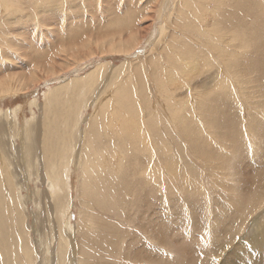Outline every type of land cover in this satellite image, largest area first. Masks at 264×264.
Returning <instances> with one entry per match:
<instances>
[{
  "label": "bare ground",
  "instance_id": "bare-ground-1",
  "mask_svg": "<svg viewBox=\"0 0 264 264\" xmlns=\"http://www.w3.org/2000/svg\"><path fill=\"white\" fill-rule=\"evenodd\" d=\"M204 1L208 0H184L187 4V6H184L182 0H178L176 9L174 6L167 18H164L165 14L163 13L164 4L167 0H152L150 3L152 5L150 10L152 11L149 13L148 11L146 13L145 9L142 12L134 10L139 7L134 4L136 7L132 5L135 7L133 11H130V9L126 11L128 13L123 18L118 17V15L124 12H118L116 17L109 16L107 6L101 4V20L103 22L109 21L111 28L118 31L111 34L108 42L101 43V55L118 54L124 56L132 54L145 43L148 36H144L142 31L146 21L145 16L152 17L151 30L158 19V24L162 20L161 37L165 33L164 23L171 16H174L184 32L180 34L182 38L177 37L173 40V43L167 37L169 42L167 45L171 47L173 44V51L168 49H163V51L165 53L167 51V57L165 58L168 61V67L165 69V74L168 82L175 89L180 88L179 84H176L181 81L180 73L187 75L190 72L188 74L189 79H193V68L200 73L201 68L204 69L207 65H211L207 53L201 48L204 46L205 49L213 48L216 50L212 42L215 38L205 39L207 47L198 38L202 37L203 34V28L199 25V20L203 21L204 27L208 26L207 20L204 18L205 14L201 15ZM212 1V7L219 12V14L212 17L215 32H221L225 29V26L232 27L231 29L238 28L239 25H244L246 21H253L252 19L264 23V7L259 2L253 0H245V2H242V0ZM232 3L238 4L239 10L232 12L234 16L231 13L223 16L220 13L222 8L227 5L230 10ZM18 5L21 7H18ZM122 5V8H127V5ZM137 5H139V2ZM1 6L5 7L4 13L13 10L12 12L15 13L16 17L7 27L3 24L2 20L4 18L0 21V29L3 28L2 35L4 36L2 39L5 40L2 42L0 38V43L5 42V45H7L6 49L0 51V102L5 101L6 98H17L20 94H25L31 87L36 85L32 82L44 78V75L49 76L45 80L47 83L56 77L64 76L60 72L63 73L65 70H67V73L74 70L78 72L79 67L84 65L83 63L88 57L85 54L86 41H79L83 37L78 35L82 26L75 28V25L87 22L85 14L79 15L80 10L77 11V9L82 11L85 6H88V4H85V0H0ZM8 15L10 16V14ZM2 17L0 16V18ZM256 21L253 22L258 27ZM178 23L176 26H179ZM82 25L84 26V24ZM222 25L224 28H219ZM8 27L14 28L10 29ZM145 30L144 32H148ZM174 33H177L176 28H174ZM234 38L237 41L240 37L237 33H234ZM25 43H27V46ZM49 44L57 46L56 53H51ZM243 45L242 42L240 47L243 48ZM1 48L3 49V47ZM240 57L244 58L245 53H242ZM83 60L84 62H82ZM155 62L153 61V64ZM126 64L123 62L121 67L123 68ZM253 66L261 75L260 78H257L258 84H260L264 81V44L261 53L253 61ZM28 67L32 68L28 69ZM121 67L115 68L110 63L107 65L101 64L86 73V75L74 76L55 89H49L48 92L44 93L43 103H38L35 100L31 104V110L33 111L34 107L38 108L41 117H37L36 112H32L34 117L25 121L22 127L17 119L20 107L6 111L0 110V264H34L33 249L21 246L22 241L18 234L16 210L21 205L23 208H20L19 211L29 216V203L35 202V205L39 207L40 200L46 208L45 217L51 233L47 234L46 237H42L37 244L38 247L41 246L48 253L49 258H52V264H55V261L57 264H150V254L152 253V247L155 246H150V244L159 242L162 247L169 244H167L166 235L163 232L164 239L159 240L157 231L162 225H165L168 217L162 214L159 215L156 222L153 219L155 215L153 213H155L156 208H158L157 205L161 202H156L155 200L159 199H156L150 193L154 188L151 185L150 171L146 168L147 159L150 157L148 155L149 150L147 148L142 150L139 144V136H144L145 133L148 135V129L144 121H142V126L139 125L138 133L132 136V127L135 124L132 123L129 116L137 117L139 115V105L136 102L137 95H131V92L127 89H122L120 92L116 89L107 95L108 102L87 123V129L83 128L85 112L87 111H85L86 106L95 107L94 102L97 98L109 91V89H98L99 87L96 84H99L102 80L106 70L110 69L104 84L108 85L110 81L111 86V81L123 72H121ZM13 69H23L31 75V78L26 81V74L9 72ZM229 69L234 72V66L229 67ZM233 80L232 77L229 83L224 84L230 95V89L235 95L231 82ZM15 83L17 85L14 86ZM204 83H206L205 80ZM214 88L215 86L211 90L212 92H208L212 96V101L210 100L211 103L208 105L205 104V108L214 109L219 104L218 101L222 102L224 99L223 96L221 97L222 101L220 100L216 88ZM206 96L208 95L206 94ZM259 105L264 107L263 102H260ZM52 113L57 115L55 126L49 120ZM123 119L125 120L124 129H120L118 123ZM223 122L231 125L232 129L225 136L229 137V141L236 139L230 142V145L232 147L237 145L236 148L242 145L241 147L244 148L245 142H243L244 139L241 134L232 137L235 134L234 131L240 129L238 126L239 119L227 118ZM258 122L263 126L264 121L259 120ZM252 125L256 131L261 132L255 122ZM198 126L202 129L206 139L198 140L197 145L200 149L194 148L195 157L190 151L186 154H191L192 159L195 158L196 160L209 157L210 161L213 159L212 162L215 158L224 161L226 155L224 157L215 153L212 155L211 151L207 150L210 147L208 142L210 136L205 124L200 119L198 120ZM149 128L155 132L160 150L165 148V143L162 141H166L167 138L164 136L162 141L160 140L159 133L156 131V121L153 117L150 119ZM194 129L192 126V130ZM184 132L192 147H195L191 132L186 130ZM212 135L214 141H216L215 133H212ZM33 139L36 142L35 146L32 144ZM17 140H20L22 144L20 147ZM84 141H87V150L82 161V147H79V143ZM112 141L116 142L118 147L111 146ZM123 144L127 149L124 157L119 154V151H122ZM235 151L233 150V152ZM164 159H168L169 164H171L169 154H165ZM76 160L82 162L80 188L82 203L80 206V222L70 229L69 218L73 201L69 171ZM182 160L187 161L183 156ZM255 162L256 172L248 175L250 176L249 185L251 189L264 190V158L260 157ZM239 163L245 165L243 162L239 161ZM236 166H238L236 163L232 164L229 169L234 170ZM257 168H262V172L257 173ZM236 172L243 176V182L247 180L244 177L245 171L237 170ZM167 177L170 178L168 173ZM197 179L199 178H196V181ZM31 182L36 186L47 185L48 188L42 192L40 188L35 190L33 193L35 199L33 196H24L23 189L25 187L31 189ZM188 183L190 184V182ZM193 200L190 201L193 202ZM253 200L255 199L250 201ZM5 203H9L7 208L4 207ZM90 206H94L97 210L96 217L109 222L108 227L103 225L100 228H95L89 224V227H87L89 231L86 230L85 226H81L85 225V217ZM38 209L40 214V207ZM131 212H134L133 217H130ZM159 213L161 214V211ZM10 217H12L11 229L7 227L4 221ZM120 217L121 220L117 221ZM238 219L234 217L235 222H239ZM37 221H39L38 217ZM124 228H130V231H133L132 240L128 239V234L121 235L119 233ZM36 229L39 230V227ZM113 230L117 233L116 240H113L114 238L111 235ZM143 232L146 234H143ZM138 235L143 238L146 237L145 240L149 244L143 242ZM119 240H121V243H119ZM167 240L169 241V239ZM52 241L55 244L52 245ZM139 244H143L146 249L150 250L148 256L143 255V251L138 249ZM234 247L231 249L230 254L227 253L228 264H236V261L232 260L234 258H240L238 264L240 262L241 264H262V248L258 246L247 248L243 244V248L240 244L235 249ZM18 248L20 257H13V254L18 252ZM247 250H253L254 252ZM22 257H26V262H21ZM162 261H165V259ZM152 263L156 264L153 261Z\"/></svg>",
  "mask_w": 264,
  "mask_h": 264
},
{
  "label": "rangeland",
  "instance_id": "rangeland-1",
  "mask_svg": "<svg viewBox=\"0 0 264 264\" xmlns=\"http://www.w3.org/2000/svg\"><path fill=\"white\" fill-rule=\"evenodd\" d=\"M137 1L138 0H135V2L134 0H85V4H88V6L84 8L88 7V10L83 8L82 11L81 9H77V11L80 10L79 15L85 14L87 22H81L75 25V28L82 26L78 35L83 37L79 41H86L85 54L88 55V57H86L87 60L85 58V62L84 60L82 61L84 65L79 67L77 70L78 72H76V70L69 73H67V70L63 73L60 72V74H64V76L61 75L56 77L47 83L45 80L49 78V76L46 75H44V78L36 79L33 82L31 80L34 85L36 84L35 86L31 87L25 94H20L17 98H6L5 101H1L0 110L6 111L8 109L20 107L17 119L22 127L25 121L34 117L32 112H36V116L39 118L41 117V112L38 108L34 107L33 111L31 110V104L35 100L38 103H43L44 93L48 92L49 89H55L74 76L86 75V73L92 71L101 64L107 65L110 63L115 68H120L123 62H125V64L128 62L123 68L121 67V72H123L120 73L116 79L111 81V86L110 81L108 85L104 84V80L110 69L106 70L102 80L100 79L101 81L99 84H96L99 87L98 89H109V91L97 98L94 102L95 107H91L90 105L86 106L85 111H87L85 112L83 128L87 129V123L101 107L108 102L107 95L114 92L116 89H118L119 92L122 89H127L131 92V95H137L136 102L139 105L140 118L139 115L137 117L129 116V118L132 119V123L135 124V126L132 127V136L138 133L139 125L142 126V121H144L148 129V135L145 133L144 136H139V144L142 150L146 148L149 150L148 155H150V157L147 159L146 168L150 171L151 185L154 188L150 193L155 196L156 199H159L155 200L156 202H161L163 205H157L158 208H156L155 213H153V215L155 214L153 219H155L156 222V219L162 214L168 217L165 225H162L157 231L159 240L162 241L164 239L163 232L166 235L167 244L169 243L162 247L159 245V242H153V244H150V246L155 245L152 247L151 254L150 250L146 249L143 244H139L138 249L143 251V255L148 256L150 254V264H153L152 261L156 264H228L227 256L230 254L231 249H233L234 246L235 249L238 244L242 247L243 244L247 248H253L255 246L262 248L261 259L262 264H264V190L251 189L249 185L250 176H248L250 173L254 174L256 172L255 161H258L260 157L264 158V124L262 126L258 122L259 120L264 121V107L259 105L260 102L264 103V81L258 84L257 78H260L261 75L253 66V61L258 54L261 53V48L264 44V23L252 19L258 22V27L255 22L249 20L246 21L244 25H239L238 28L231 29L232 27L225 26V29L221 32H215L213 30L215 27L212 25V17L219 14V12L212 7V0L204 1V8L201 15L205 14L204 18L207 20L208 26L204 27L203 21L199 20V25L203 28V34L202 37L198 38L201 43H205V39L215 38L212 42L216 50L213 48L205 49L203 46L201 49L207 53L211 65H207L204 69L201 68L199 70L200 73L193 68L192 75L194 76V81L193 79H189L190 77L188 74H190V72L187 75L184 74L187 77L180 73L179 76L181 81L176 83L179 84L180 88L175 89L174 86L168 82L165 74L168 61L165 58L167 57V51L166 53L163 51V49L173 51V44L171 47L167 45L169 43L167 37H169L171 43H173V40L177 37L182 38L180 34L184 32L174 16H171V18L167 19V22L164 23L165 33L162 37V20H160L158 24V19L156 21L157 24L155 22L151 30L150 25L152 17L145 16L146 21L145 23L143 22L144 26L142 31L144 36H148L145 39V43L132 54L120 56L118 54L101 55L100 53L101 43L108 42L111 38V34L118 32L111 28V23L109 21L103 22L101 20V4L102 6H107L108 15L112 17H116L118 12H124L118 15V17L123 18L128 13L126 11H129V9L133 11L136 6L139 7L134 10L139 12L146 10V13L147 11L149 13L152 11L150 10L152 6L150 3L152 0H139V5H137ZM253 1L259 2V4L264 7V0ZM182 2L184 6H187L184 0H182ZM242 2H245V0H242ZM177 3L178 0H167V2H165L163 10L165 14L164 18L169 16L174 6L176 9ZM122 4L127 5V8H122ZM18 7L21 6L18 5ZM238 10V4L232 3L230 10L228 6L225 5L220 13L223 16H227L229 13L234 16L232 12ZM4 11L5 7L1 6L0 16L3 17L0 18V21L4 18L2 21L4 26L6 25L7 27V25L15 19L16 15L12 12L13 10H8L5 13ZM8 14H10V16ZM6 22L8 23L6 24ZM143 23L141 24L143 25ZM177 23L179 26H176ZM82 24H84V26ZM8 28L13 29L14 27ZM174 28H176L177 33H174ZM219 28H224V26L222 25ZM2 29L3 28L0 29L1 39L4 38ZM144 30L148 32H144ZM234 33L238 34L240 37L239 40L235 41ZM3 41L5 40L2 39V42ZM242 42L244 44L243 48L240 47ZM5 44V42L3 44L0 43V51L7 48ZM25 45L27 46V43H25ZM49 45L51 53H56L58 50L57 46L53 44ZM205 45L207 47L206 43ZM1 47H3V49ZM242 53H245L244 58L240 57ZM153 61H156L155 64H153ZM231 66H234V72L229 69ZM29 68L32 67H28V69ZM9 72L26 74V81L31 78V75L27 73V71H23V69H13ZM232 77L234 78L231 82L235 95L232 89H230V95L228 89L224 87V84L229 83ZM204 80L206 83H204ZM15 85H17V83H15L14 86ZM213 85L216 88L214 89L220 97V100L222 101L221 97L223 96L224 99L222 102L218 101L219 104H217L214 109L205 108V104L208 105L212 101V96L208 92L213 89ZM206 94L208 96H206ZM151 117L156 121V131L159 133L160 140L162 141V137L164 136L167 138L166 141H162L165 143V148H161V150L159 142L155 137V132L149 128ZM227 118L239 119L238 126L241 130H235V134H233L232 137H237L241 134L244 139L243 142H245L244 148L241 147L242 145L240 146L241 148H236L237 145L233 147L230 145V142L236 139L229 141V137L225 136L229 130H232L231 125L223 122ZM199 119L205 124L206 130L210 136L208 138L210 147L207 150L211 151L212 155L214 153L222 157L226 155L224 161L215 158L214 162H212L213 159L210 161L209 157L203 158V160H196L195 158L192 159L191 154H186V152L190 151L193 157H195V149H200L197 145L198 140L202 138L206 139L202 129L198 126ZM49 120L51 124L55 126L57 115L52 113ZM124 122L125 120L123 119L118 123L120 129H124ZM253 122L256 123L258 129H261V132L253 128ZM185 124L187 125L186 127ZM192 126L195 128L194 130H192ZM185 130L191 132L194 144L196 145L195 147H192L184 132ZM212 133H215L216 141H214ZM17 141L20 147L22 144L20 140ZM32 144L33 146L36 145L34 139L32 140ZM112 145L118 147V144L113 141L111 142V146ZM79 147H82L81 157L83 161L85 151L87 150V141L80 142ZM233 150L236 151L233 152ZM126 153L127 149L125 148V144H123L122 151L120 150L119 154L124 157ZM165 154L171 156V164H169L170 161L168 159H164ZM182 156L185 157L187 160L186 162L182 160ZM239 161L243 162L245 165L239 163ZM81 163V161L76 160L69 171L71 181L70 190L73 201V208L70 210L71 214L69 218L70 229L80 222V206L82 203L80 194L82 180ZM235 163L238 166H236L234 170L245 171L244 177L247 179L246 181L243 182V176L241 174L229 169V167ZM258 172H262V168H257V173ZM167 173L170 176L169 179ZM196 178L199 179L196 181ZM234 180L236 181L234 182ZM188 182H190V184ZM30 185H32L31 189L25 187L23 189V194L24 196H33L34 199L35 196L33 193L35 190L40 188L42 192L48 188L47 185L36 186V184L32 182ZM191 199H194L193 202L190 201ZM251 199L255 200L250 201ZM8 204L5 203L4 207L7 208ZM28 206L29 216L19 211L20 208H23L21 205L20 208L16 210L18 234L22 241L21 246L33 249L35 257L34 264H52V258H49L48 253L41 246L38 247L37 244L42 237H46L47 234L51 233L48 228V221L45 217L46 208L43 206L41 200L39 206L41 209L40 214L39 207L35 205V202L29 203ZM91 210L93 212H90ZM160 211L161 214L159 213ZM96 213L97 210L94 206H90L85 217V225L81 226H85L86 230H89L87 228L89 224L95 228H100L103 225L107 226V224H109V222H105L101 220V218L96 217ZM132 215H134V212H131L130 217H133ZM37 217L39 221H37ZM234 217L239 218V222H235ZM120 220L121 217L117 219V221ZM4 221L7 227L11 229L12 217ZM31 227H39V230ZM154 229L156 230V228ZM119 233L121 235L128 234V239H133V231H130V228H124V230L119 231ZM143 234L146 233L143 232ZM111 235L114 238L113 240H116L117 237L115 236H117V233L114 230L111 232ZM138 236H140L143 242L149 244V242L145 240L146 237L143 238L141 235ZM167 239H169L170 242ZM119 243H121V240H119ZM53 244H55V242L52 241V245ZM247 251L254 252L253 250ZM18 256L20 257L19 248L18 252L13 254V257ZM159 258L162 260L165 259V261ZM20 260L22 263L26 262V257H22ZM78 260L84 263L80 259ZM232 260L236 261L235 263L238 264L240 258H234ZM55 264H57L56 261Z\"/></svg>",
  "mask_w": 264,
  "mask_h": 264
}]
</instances>
